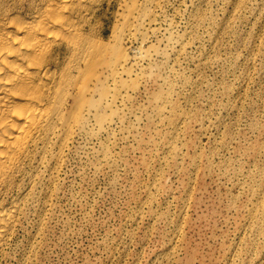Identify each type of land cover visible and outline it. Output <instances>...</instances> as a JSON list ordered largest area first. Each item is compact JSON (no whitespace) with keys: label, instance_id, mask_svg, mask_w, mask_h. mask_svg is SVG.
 Returning <instances> with one entry per match:
<instances>
[{"label":"rangeland","instance_id":"374dc122","mask_svg":"<svg viewBox=\"0 0 264 264\" xmlns=\"http://www.w3.org/2000/svg\"><path fill=\"white\" fill-rule=\"evenodd\" d=\"M139 2L125 50L165 55L124 72L106 130L92 119L38 165L1 264H264L250 217L264 194V0ZM163 89L173 104L156 116Z\"/></svg>","mask_w":264,"mask_h":264},{"label":"bare ground","instance_id":"6f19581e","mask_svg":"<svg viewBox=\"0 0 264 264\" xmlns=\"http://www.w3.org/2000/svg\"><path fill=\"white\" fill-rule=\"evenodd\" d=\"M105 1L0 0V264L35 197L38 165L58 164L76 128L91 134L92 119L106 130L109 114H118L114 106L119 97L128 98L122 93L127 87L124 72L141 74L142 62L152 64L154 57L165 55L154 48L152 58L142 42L129 55L125 37L132 25L140 26L143 6L139 0ZM106 27L111 28L108 35ZM150 104L160 116L173 104L169 90L152 95ZM170 111L175 114L171 106ZM170 120L177 123V117ZM173 138H166L170 152ZM101 153L108 157L107 145ZM259 189L250 217L256 220L253 232L264 236V194Z\"/></svg>","mask_w":264,"mask_h":264}]
</instances>
